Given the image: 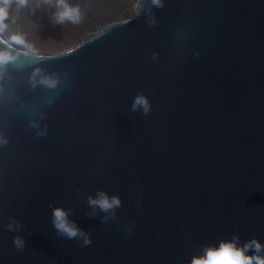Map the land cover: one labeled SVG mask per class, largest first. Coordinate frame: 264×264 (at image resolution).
Returning a JSON list of instances; mask_svg holds the SVG:
<instances>
[{"label": "water", "instance_id": "water-1", "mask_svg": "<svg viewBox=\"0 0 264 264\" xmlns=\"http://www.w3.org/2000/svg\"><path fill=\"white\" fill-rule=\"evenodd\" d=\"M0 57V264L264 257V0H138L67 50L0 37Z\"/></svg>", "mask_w": 264, "mask_h": 264}, {"label": "bare ground", "instance_id": "bare-ground-1", "mask_svg": "<svg viewBox=\"0 0 264 264\" xmlns=\"http://www.w3.org/2000/svg\"><path fill=\"white\" fill-rule=\"evenodd\" d=\"M137 2L138 0H99L93 3V1L88 0L87 4L85 3V6H88L85 7L79 6V3H82L77 0L81 22L73 23L72 29H70L72 31L69 33L66 30L67 27L64 30L61 28L64 23L52 25L55 20L54 14L57 12L55 11L56 0H51L50 3H46L45 0H28V4L24 7H19L16 0H12V3L8 5V18L4 22L7 27L0 31V37L17 48L32 52L52 53L49 50H54L71 39H76L78 35H86L87 31L91 32L95 27H98L97 31H99L109 23L126 18ZM124 9L127 12H125L126 10L123 11ZM121 12L125 13L119 16ZM56 31H58L57 34L54 33ZM75 31H79L80 34L75 33ZM80 42L64 50L76 46Z\"/></svg>", "mask_w": 264, "mask_h": 264}, {"label": "clouds", "instance_id": "clouds-1", "mask_svg": "<svg viewBox=\"0 0 264 264\" xmlns=\"http://www.w3.org/2000/svg\"><path fill=\"white\" fill-rule=\"evenodd\" d=\"M46 3H50L51 0H45ZM12 3V0H0V31H3L7 25L4 23L8 18V5ZM19 7H24L28 4V0H16ZM154 3L159 5V0H154ZM55 6L58 11L54 14L57 24H63L66 21L74 24L81 22L80 11L78 7H72L67 3V0H56ZM18 39V38H17ZM19 42V40H18ZM5 57H0L2 62ZM50 83L49 81H45ZM138 107H143L145 114L150 110V105L146 97L138 95L132 105V110H137ZM89 204L93 207H99L101 211L108 212L120 207L121 201L119 197H109L104 192H98L97 198L93 199L89 197ZM51 207V206H50ZM68 212L63 208H52V223L53 227L61 234L66 235L68 239H74L78 235L83 236V232L75 226L74 221L68 219ZM11 229V225H9ZM15 243L18 247H22L23 242L17 238ZM84 244L90 245L91 240L84 236ZM255 244L256 250H260V245L256 241H252ZM249 245H245L243 248H238L234 243H221L219 248H207L204 254L199 257L193 258L191 264H264V257L258 255L248 256L245 251L249 248Z\"/></svg>", "mask_w": 264, "mask_h": 264}, {"label": "rangeland", "instance_id": "rangeland-1", "mask_svg": "<svg viewBox=\"0 0 264 264\" xmlns=\"http://www.w3.org/2000/svg\"><path fill=\"white\" fill-rule=\"evenodd\" d=\"M105 1V0H104ZM68 4L70 5V6H72V7H78V3H77V0H68ZM126 9H124L123 11H125ZM55 11H58V9H57V7L55 6ZM125 12H127V10L125 11ZM125 12H121L120 13V15L119 16H121V14H123V13H125ZM122 18H124V17H122ZM120 19H121V17H120ZM54 20V19H53ZM118 20V19H117ZM55 21V20H54ZM53 21V23H52V25H57L56 24V22H54ZM68 23H64V25H61V28L64 30V29H66L65 27H67V31L70 33L72 30H70V29H72V22H70L69 23V21H67ZM63 26V27H62ZM99 28L98 27H95V28H93L92 30H91V32L90 31H87L88 33H86V35H78V34H80V33H78L79 31H75V33H78L76 36H77V38L76 39H71L69 42H67V43H65V44H62V45H60V46H58V47H56L54 50H49L50 52H56V51H60V50H64L65 48H68V47H70L71 45H74V44H76V43H78V42H80V41H83L84 39H86L87 37H89V36H91L95 31H97ZM60 32V31H59ZM90 32V33H89ZM52 33V32H51ZM55 34H57L58 33V31H56V32H54ZM72 34H74V32H72ZM72 34H69V35H72ZM83 36H85V37H83Z\"/></svg>", "mask_w": 264, "mask_h": 264}, {"label": "trees", "instance_id": "trees-1", "mask_svg": "<svg viewBox=\"0 0 264 264\" xmlns=\"http://www.w3.org/2000/svg\"><path fill=\"white\" fill-rule=\"evenodd\" d=\"M87 1L88 0H78V2H81L82 3V4L79 3V6H85V3L87 4ZM91 1H93V3H95V2H97L99 0H91ZM67 3H69L68 0H67ZM86 6H88V5H86Z\"/></svg>", "mask_w": 264, "mask_h": 264}]
</instances>
